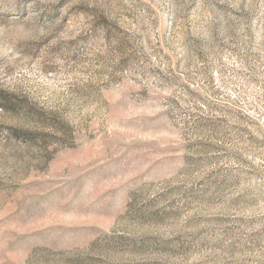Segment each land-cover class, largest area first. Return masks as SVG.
I'll use <instances>...</instances> for the list:
<instances>
[{
    "label": "rangeland",
    "instance_id": "obj_1",
    "mask_svg": "<svg viewBox=\"0 0 264 264\" xmlns=\"http://www.w3.org/2000/svg\"><path fill=\"white\" fill-rule=\"evenodd\" d=\"M3 95L0 264H264V0H0Z\"/></svg>",
    "mask_w": 264,
    "mask_h": 264
},
{
    "label": "trees",
    "instance_id": "obj_2",
    "mask_svg": "<svg viewBox=\"0 0 264 264\" xmlns=\"http://www.w3.org/2000/svg\"><path fill=\"white\" fill-rule=\"evenodd\" d=\"M5 95V94H4ZM2 96L0 106L3 110H12L16 106V101L10 98L9 96Z\"/></svg>",
    "mask_w": 264,
    "mask_h": 264
}]
</instances>
